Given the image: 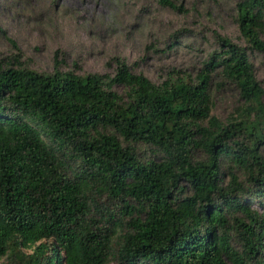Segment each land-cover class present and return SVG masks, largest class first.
Listing matches in <instances>:
<instances>
[{"label":"trees","instance_id":"trees-1","mask_svg":"<svg viewBox=\"0 0 264 264\" xmlns=\"http://www.w3.org/2000/svg\"><path fill=\"white\" fill-rule=\"evenodd\" d=\"M235 20L246 46L215 31L195 73L159 82L119 58L111 74L0 59L4 264H264V88L247 50L264 54V0H237ZM223 86L238 97L220 117Z\"/></svg>","mask_w":264,"mask_h":264},{"label":"rangeland","instance_id":"rangeland-1","mask_svg":"<svg viewBox=\"0 0 264 264\" xmlns=\"http://www.w3.org/2000/svg\"><path fill=\"white\" fill-rule=\"evenodd\" d=\"M173 2L175 8L157 0H0V59L45 71L57 60L62 69L111 74L119 58L159 82L173 69L195 73L218 46L215 31L246 46L235 20L237 0ZM247 50L264 88V54ZM114 89L124 92L121 84ZM237 97L223 86L214 112L224 117Z\"/></svg>","mask_w":264,"mask_h":264}]
</instances>
